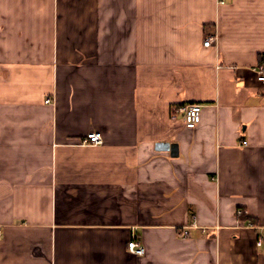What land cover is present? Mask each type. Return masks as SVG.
I'll use <instances>...</instances> for the list:
<instances>
[{
  "label": "crops",
  "instance_id": "obj_1",
  "mask_svg": "<svg viewBox=\"0 0 264 264\" xmlns=\"http://www.w3.org/2000/svg\"><path fill=\"white\" fill-rule=\"evenodd\" d=\"M263 58L264 0H0V264H264Z\"/></svg>",
  "mask_w": 264,
  "mask_h": 264
},
{
  "label": "built area",
  "instance_id": "obj_2",
  "mask_svg": "<svg viewBox=\"0 0 264 264\" xmlns=\"http://www.w3.org/2000/svg\"><path fill=\"white\" fill-rule=\"evenodd\" d=\"M219 2H223V0H219ZM212 40H213V37L210 36L205 40L204 44L206 46H209ZM255 72L257 75V80L264 83V58L256 66ZM46 101L51 102V98H47ZM178 110L183 112V118H184L185 124L189 128H195L202 119V112H203L202 104L190 103V104L179 107ZM172 117L175 118L176 114L173 113ZM80 143L87 144V145H100L104 143V136L99 131H90L82 139ZM244 143H247V141L244 140ZM245 212L246 211L243 208H239L237 210V214H242ZM187 233H188L187 230L183 231L184 235H186ZM258 244L259 245L262 244L261 239L258 240ZM128 249L131 253L136 254V255H143L145 253V246L137 238H133L129 240Z\"/></svg>",
  "mask_w": 264,
  "mask_h": 264
},
{
  "label": "water",
  "instance_id": "obj_3",
  "mask_svg": "<svg viewBox=\"0 0 264 264\" xmlns=\"http://www.w3.org/2000/svg\"><path fill=\"white\" fill-rule=\"evenodd\" d=\"M167 146L170 147L172 155H177V144L171 143L167 144Z\"/></svg>",
  "mask_w": 264,
  "mask_h": 264
}]
</instances>
